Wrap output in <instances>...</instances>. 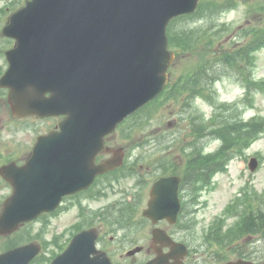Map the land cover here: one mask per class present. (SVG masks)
I'll use <instances>...</instances> for the list:
<instances>
[{
  "label": "water",
  "instance_id": "obj_1",
  "mask_svg": "<svg viewBox=\"0 0 264 264\" xmlns=\"http://www.w3.org/2000/svg\"><path fill=\"white\" fill-rule=\"evenodd\" d=\"M198 1L26 0L12 13L2 32L17 42L0 78V85L9 87L12 113L63 112L66 118L38 137L24 165L0 167L13 185L0 212V235L54 209L62 195L87 187L96 173L121 163L119 148L104 162L93 160L104 148V135L164 88L174 57L166 26L195 11ZM45 91L52 96L42 97ZM248 166L254 170L256 158ZM174 180L161 178L153 185L147 215L161 206L162 190ZM175 190L174 184L173 201ZM174 205L175 214L177 200ZM94 238L93 229L78 233L50 264H77L81 249H87L83 255L93 252ZM39 249L35 242L8 249L0 253V264H30Z\"/></svg>",
  "mask_w": 264,
  "mask_h": 264
},
{
  "label": "rangeland",
  "instance_id": "obj_2",
  "mask_svg": "<svg viewBox=\"0 0 264 264\" xmlns=\"http://www.w3.org/2000/svg\"><path fill=\"white\" fill-rule=\"evenodd\" d=\"M22 2L23 0H0V28L7 13L19 7ZM217 6V11H214L213 5L206 2L192 19L181 23L191 25L205 33V36H210L214 44L210 50H206L203 40L195 49L175 55L168 69V84H174L172 89L178 87L181 76L183 78L191 72V67L197 61L231 49L233 44L248 39L247 29L264 25V0H219ZM207 51L209 54L203 56ZM232 65L237 75L229 68H224L222 70L229 73L220 75L214 81L215 110L203 98L189 99V105L179 101L180 97L174 99L172 95L168 97V93H163L131 116L113 137L116 142L127 144L128 151H134L130 162L137 160L136 165L156 162L158 165L184 168L188 164L190 151H194L195 147L200 154L214 153L220 148L222 143L216 134L202 136L209 133L210 121L239 124L259 122L257 139L248 142L237 153L231 151L233 157L213 174L210 182L206 179V182H199L195 186L189 216L193 223L195 246L199 249H219L217 243H209L211 235L219 233L226 237L222 240L224 249H236V246L237 249H250L256 238L250 233H237L240 217L250 209L254 212L259 203L264 210V47L255 52L254 64L246 70L237 69L238 63ZM241 74H248L251 79V82L246 81L245 88V82L239 77ZM254 81L261 82V86H255ZM49 121L50 119L39 121L28 118L14 121L9 108L0 99V164L11 159L19 160L14 157L16 152L26 151L34 136L43 132L47 124H52ZM195 123L203 125L207 131L194 134L192 127ZM260 133L262 134L259 136ZM252 156L259 161L254 172L247 167ZM96 189L98 186H94L92 190ZM138 190L135 180L125 177L112 183L110 188L100 189V194L93 200L83 199L81 205L68 200L56 213L44 215L27 224L12 239L0 237V248L12 240L25 242L28 239H42L45 249L40 257L48 260V256L53 251L57 252L58 247L65 244L79 225H97L99 215L106 214L107 209L112 210L113 207H127L128 197L132 194L137 196ZM9 191L0 180V208ZM84 195L87 196L86 193L82 196ZM120 234L121 231L117 232L118 236Z\"/></svg>",
  "mask_w": 264,
  "mask_h": 264
},
{
  "label": "flooded vegetation",
  "instance_id": "obj_3",
  "mask_svg": "<svg viewBox=\"0 0 264 264\" xmlns=\"http://www.w3.org/2000/svg\"><path fill=\"white\" fill-rule=\"evenodd\" d=\"M7 20V19H6ZM14 45V40L10 38L0 39V77L8 67L6 51ZM0 99L5 107H9L6 99L7 89L1 88ZM51 92L46 91L42 97L51 96ZM60 99V96H59ZM65 117L64 114L58 116H47L43 118L28 116L23 118L11 117L14 121L25 119H37L45 121L50 119L43 132L34 136L30 147L24 152H16L14 157L19 158L18 164H22L32 155V147L39 134L45 133L53 128L57 121ZM114 135L106 136L105 144L110 147H123L124 160L127 159L126 173L120 176L117 171H110L100 174L85 190L77 191L73 194L63 196L61 205L66 201H74L81 205L83 199L93 200L100 189L110 188L115 181L127 178L135 180L139 188L137 196L132 194L128 197L127 207L123 209H107V213L98 216L97 225L86 224L85 228L96 226L98 230L97 252L91 254L93 264H264V244L253 245L251 249H199L195 246L192 220L189 216L190 204L194 201V183L189 174L179 172L185 168H178L176 165H136V161H131L134 151L127 149V144L121 145L113 140ZM111 155V152H102L96 157V161L104 160ZM180 177L178 196L181 202L176 220L163 216L153 220L144 212L151 198L152 184L163 176ZM94 186H98L95 191ZM172 184L165 190H169ZM87 194L82 196L83 194ZM125 199V198H123ZM131 200V201H130ZM118 204V203H115ZM109 208V207H108ZM113 212V213H110ZM124 211V212H122ZM167 212L171 214L172 207L168 206ZM253 228L255 234H264V212L256 211L253 217ZM80 229V230H82ZM79 230V231H80ZM121 231L119 236L117 232ZM264 238V237H263ZM259 243V239L256 240ZM82 260V256H80Z\"/></svg>",
  "mask_w": 264,
  "mask_h": 264
},
{
  "label": "trees",
  "instance_id": "obj_4",
  "mask_svg": "<svg viewBox=\"0 0 264 264\" xmlns=\"http://www.w3.org/2000/svg\"><path fill=\"white\" fill-rule=\"evenodd\" d=\"M217 1L218 0H203L201 1L200 7H202L204 3L209 2L213 5V10L217 11ZM195 15L196 14H188L174 18L167 27L169 45L175 50L176 54L195 49L203 40L202 44H204L206 50H210L214 44V40L211 39L210 36H205V33H202V31L196 30L191 25H181L185 20L188 21ZM246 33L248 34L247 40L233 44L231 49L227 51L217 52L197 61L195 65L191 67L190 73L183 78L181 76L178 81V87L172 89L174 84L168 85L164 94L168 93V97L172 95L174 99L180 97L179 101L185 104H190L189 99L191 100L196 96H202L213 104V102H215L214 81L219 78L220 75L229 73L222 69L229 68L237 75V71L234 69L232 63H238L237 69L239 68V70L244 71L254 64V52L264 47V25L247 29ZM208 54L209 52L207 51L203 56H207ZM243 71L242 73H244ZM239 77L242 82H245V85L247 80L251 82L248 74H241ZM254 85L260 87L261 82L254 81ZM247 86L250 87L249 84H247ZM174 93H176V95ZM258 125L259 122L257 121L254 124L210 121L208 125V135L214 136V134H216L215 136L222 144L218 151L214 153L200 155L198 151H193V153L190 154L191 157L187 165L193 166L195 170H191L190 174L197 177L205 174L206 168L211 171L222 169L233 157L231 151L237 153L239 150L245 148L248 142L254 138L256 139L257 133L260 131L257 127ZM192 130L194 133L203 134L204 126L195 123ZM251 220L250 209L244 216L240 217V222L237 226L238 232L241 234L251 233ZM11 245H14V243H7L3 247L8 248Z\"/></svg>",
  "mask_w": 264,
  "mask_h": 264
}]
</instances>
